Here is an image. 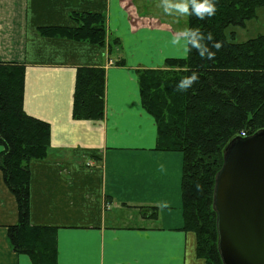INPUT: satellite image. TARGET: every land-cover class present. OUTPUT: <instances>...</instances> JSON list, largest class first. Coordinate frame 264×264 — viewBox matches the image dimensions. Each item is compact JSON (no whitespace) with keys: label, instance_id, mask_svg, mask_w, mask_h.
<instances>
[{"label":"crops","instance_id":"crops-1","mask_svg":"<svg viewBox=\"0 0 264 264\" xmlns=\"http://www.w3.org/2000/svg\"><path fill=\"white\" fill-rule=\"evenodd\" d=\"M132 7L134 0H0V63L24 65V112L50 126L48 158L29 163V222L56 229L57 264H206L183 230L182 155L156 150L137 82L139 71L186 56V25L174 30ZM73 12L102 14L114 51L40 35L75 27ZM81 67L105 71L101 121L72 117ZM17 220L0 171V264H32L8 244Z\"/></svg>","mask_w":264,"mask_h":264},{"label":"trees","instance_id":"trees-1","mask_svg":"<svg viewBox=\"0 0 264 264\" xmlns=\"http://www.w3.org/2000/svg\"><path fill=\"white\" fill-rule=\"evenodd\" d=\"M260 9L264 0H187L186 56L137 75L141 106L156 126V150L182 155L183 230L195 235L196 256L206 264H222L212 195L225 147L264 129V35L237 41L235 30ZM70 18L75 27L43 28L40 35L110 47L102 14ZM24 80V65L0 63V171L18 211L7 240L32 264H57L56 229L29 222V163L48 158L50 126L24 112ZM104 94L102 68H77L73 119L101 121Z\"/></svg>","mask_w":264,"mask_h":264},{"label":"water","instance_id":"water-1","mask_svg":"<svg viewBox=\"0 0 264 264\" xmlns=\"http://www.w3.org/2000/svg\"><path fill=\"white\" fill-rule=\"evenodd\" d=\"M212 209L222 264H264V129L225 147Z\"/></svg>","mask_w":264,"mask_h":264},{"label":"rangeland","instance_id":"rangeland-1","mask_svg":"<svg viewBox=\"0 0 264 264\" xmlns=\"http://www.w3.org/2000/svg\"><path fill=\"white\" fill-rule=\"evenodd\" d=\"M186 5L187 0H134V7L131 8L132 12H137V14L150 15L156 17L164 22L169 23V25L175 30L183 28L186 25ZM258 18L247 23L245 29H235L237 32V41H245L251 37H254L258 31L264 30V16L259 15ZM257 20V22H256ZM257 27L254 28V24ZM112 45V41L110 40ZM114 46L112 45V51H114ZM121 64V61L118 63ZM112 65H115L113 63Z\"/></svg>","mask_w":264,"mask_h":264},{"label":"built area","instance_id":"built-area-1","mask_svg":"<svg viewBox=\"0 0 264 264\" xmlns=\"http://www.w3.org/2000/svg\"><path fill=\"white\" fill-rule=\"evenodd\" d=\"M109 64H112V62H111V61H109ZM240 135H241V136H245V134H244V133H241Z\"/></svg>","mask_w":264,"mask_h":264}]
</instances>
